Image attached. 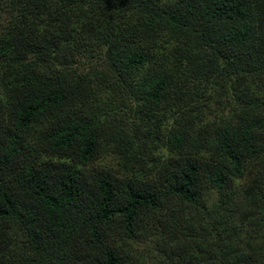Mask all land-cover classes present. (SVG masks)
I'll return each mask as SVG.
<instances>
[{"label":"trees","instance_id":"obj_1","mask_svg":"<svg viewBox=\"0 0 264 264\" xmlns=\"http://www.w3.org/2000/svg\"><path fill=\"white\" fill-rule=\"evenodd\" d=\"M3 1L0 264H264V0Z\"/></svg>","mask_w":264,"mask_h":264},{"label":"rangeland","instance_id":"obj_2","mask_svg":"<svg viewBox=\"0 0 264 264\" xmlns=\"http://www.w3.org/2000/svg\"><path fill=\"white\" fill-rule=\"evenodd\" d=\"M5 2V0L3 1ZM8 15L0 10V27H2L5 23H7ZM77 68L79 72H100L105 70V65L103 61V56L100 54H94L92 57H84L82 58L77 65L74 66ZM212 95H214V99L211 101L210 105V118H215L217 116L224 117V119L231 116L230 107H226V99L228 96H221L218 92L213 91ZM3 89L0 86V97H3ZM163 156L168 155V151L163 150L161 152ZM119 160L117 157L111 154H105L104 157L99 161L98 167L100 168H111V169H119ZM154 258L143 254L142 255V264H157Z\"/></svg>","mask_w":264,"mask_h":264}]
</instances>
